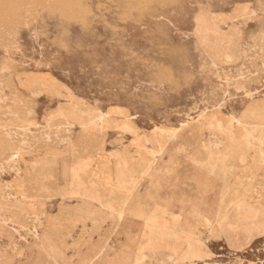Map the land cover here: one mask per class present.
Listing matches in <instances>:
<instances>
[{
	"label": "rangeland",
	"instance_id": "1",
	"mask_svg": "<svg viewBox=\"0 0 264 264\" xmlns=\"http://www.w3.org/2000/svg\"><path fill=\"white\" fill-rule=\"evenodd\" d=\"M0 102V264H264V0H0Z\"/></svg>",
	"mask_w": 264,
	"mask_h": 264
},
{
	"label": "bare ground",
	"instance_id": "2",
	"mask_svg": "<svg viewBox=\"0 0 264 264\" xmlns=\"http://www.w3.org/2000/svg\"><path fill=\"white\" fill-rule=\"evenodd\" d=\"M10 3V2H9ZM67 5H68V3H67ZM51 7V6H50ZM12 11V10H11ZM33 16V15H32ZM26 17V16H25ZM17 18V17H16ZM79 18V17H78ZM8 21V20H7ZM59 29V28H58ZM15 65V64H14ZM10 67V66H9ZM1 103V102H0ZM6 104V103H5ZM26 109V108H25ZM1 112H2V110H1ZM2 165V164H1ZM75 170V169H74ZM71 174V173H70ZM161 214V213H160ZM163 229V228H162ZM157 230V229H156ZM167 233V232H166ZM156 234H157V232H156ZM169 234V233H168ZM167 234V235H168ZM195 254V253H194Z\"/></svg>",
	"mask_w": 264,
	"mask_h": 264
}]
</instances>
